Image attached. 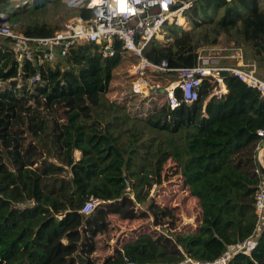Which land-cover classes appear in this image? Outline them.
<instances>
[{"label":"trees","instance_id":"trees-1","mask_svg":"<svg viewBox=\"0 0 264 264\" xmlns=\"http://www.w3.org/2000/svg\"><path fill=\"white\" fill-rule=\"evenodd\" d=\"M187 1L191 30L164 26L173 41L152 40L142 53L148 62L191 67L199 49L233 42L245 64L264 69V0ZM17 7V0H0L3 24L17 22ZM61 28L36 22L19 33L50 37ZM113 49L104 57L99 46L83 44L54 64H37L19 61L0 38V264L213 261L251 238V251L227 264H264L254 207L264 97L228 74L221 96H211L216 82L203 78L196 101L171 109L161 90L175 74L147 72L148 95L131 87L125 96L132 106L141 102L131 114L107 94L119 70L139 58L119 40ZM129 77L132 86L137 78ZM164 175L179 180L180 204L194 224L183 225L179 208L150 197ZM89 201L97 204L84 214Z\"/></svg>","mask_w":264,"mask_h":264},{"label":"built area","instance_id":"built-area-1","mask_svg":"<svg viewBox=\"0 0 264 264\" xmlns=\"http://www.w3.org/2000/svg\"><path fill=\"white\" fill-rule=\"evenodd\" d=\"M192 3L193 1L178 0H84L81 8L90 11L89 17L76 15L50 37L26 36L6 24H1L0 38L9 40L19 61L26 59L37 64H54L66 57L71 47L83 44L97 45L104 57H111L114 54V41L119 40L123 50L139 58L129 70L131 76L137 77L132 84L133 93L147 96L153 88L145 77L147 72L175 74V81L164 93L171 109L196 101L203 78H213L216 87L211 96H221L226 90L223 78L220 77L221 71L233 75L264 97V76L257 71L254 63H244L241 49H231L229 59L235 61L234 66H221L218 59L197 55L194 66L171 69L165 61L157 65L143 57V50L152 40L169 44V38L163 31L164 26L173 25L185 29V14ZM0 18H5V15L0 13ZM154 88L158 89V86ZM176 90L181 95L180 99L175 95ZM257 135L261 139L254 150V160L257 164L255 173L259 178L254 204L257 214L256 233L263 230H260V227L264 223V131H258ZM96 204L95 201L87 202L82 212L89 214ZM253 246L254 241L251 238L228 249L213 261L194 260L185 256L178 264H227L234 254H248Z\"/></svg>","mask_w":264,"mask_h":264},{"label":"rangeland","instance_id":"rangeland-1","mask_svg":"<svg viewBox=\"0 0 264 264\" xmlns=\"http://www.w3.org/2000/svg\"><path fill=\"white\" fill-rule=\"evenodd\" d=\"M76 2L78 0H75ZM178 1H187V0H178ZM18 2V11L20 14L17 16L16 23H7L11 29H15V31L20 32V27H25L26 25L33 23H46V25L50 28L52 27H62L67 21L72 19L77 15L78 8H72L68 6L66 0H17ZM28 5V6H27ZM187 20V19H186ZM186 31H190L191 28L187 25L185 27ZM165 36L169 38V44L172 43L173 39L170 38L166 32ZM168 44V45H169ZM233 42L229 44H224L220 46H216L213 48H203L199 49L197 55L202 57H207L210 59H218V61L222 63H228L227 60L229 58V54L231 49L234 50L235 46ZM166 45V42L164 43ZM133 59L128 62L127 65H124L118 72L116 76L117 82L114 86H112L107 94L109 101H116L119 104H123L127 107L128 110H131V114H134L133 111L137 109L139 110L140 101L137 102V105L132 106V100L129 101L125 96L127 92L130 91L131 86V73L129 72L132 65H135L137 62H134ZM124 64V63H122ZM227 65V64H224ZM259 73L264 76V69H259ZM137 78V77H136ZM149 78V77H148ZM134 82V81H133ZM133 84V83H132ZM129 93V92H128ZM146 97V96H144ZM140 100V98H139ZM148 108L150 107L149 101L146 102ZM136 111V113H137ZM138 127L146 133L151 135H157L155 132L147 130L144 126L138 125ZM161 139L162 135H159ZM75 157H79V153H75ZM162 183L158 185H154L152 190L149 192L151 198H156V201L169 205L171 207H177L181 210V223L183 225L192 224L193 220H190L186 216V211L182 205L180 204L183 195L185 194L183 190H181L180 182L176 176H162ZM147 192V188L144 189V193ZM143 208H146L145 205H141ZM194 219V217H193ZM194 224V223H193ZM123 231L125 230L123 227H120ZM259 232L256 233L258 236Z\"/></svg>","mask_w":264,"mask_h":264},{"label":"water","instance_id":"water-1","mask_svg":"<svg viewBox=\"0 0 264 264\" xmlns=\"http://www.w3.org/2000/svg\"><path fill=\"white\" fill-rule=\"evenodd\" d=\"M68 6L72 7V8H81L83 6L84 0H81L79 2H75L74 0H67ZM5 22L4 18H0V25L3 24ZM228 75V73L226 71H221L220 72V77L224 78ZM161 93L164 94L165 90H161Z\"/></svg>","mask_w":264,"mask_h":264},{"label":"crops","instance_id":"crops-1","mask_svg":"<svg viewBox=\"0 0 264 264\" xmlns=\"http://www.w3.org/2000/svg\"><path fill=\"white\" fill-rule=\"evenodd\" d=\"M225 60L228 61V63H225V64H227L226 66H234L235 61L230 60L229 58H228V59H225ZM225 92H226V90H225ZM225 92H224V93H225ZM263 228H264V223L261 225L260 230H262Z\"/></svg>","mask_w":264,"mask_h":264},{"label":"clouds","instance_id":"clouds-1","mask_svg":"<svg viewBox=\"0 0 264 264\" xmlns=\"http://www.w3.org/2000/svg\"><path fill=\"white\" fill-rule=\"evenodd\" d=\"M255 235H256V233H255ZM257 237V236H256ZM252 240L254 241V243H255V239L254 238H252Z\"/></svg>","mask_w":264,"mask_h":264},{"label":"bare ground","instance_id":"bare-ground-1","mask_svg":"<svg viewBox=\"0 0 264 264\" xmlns=\"http://www.w3.org/2000/svg\"><path fill=\"white\" fill-rule=\"evenodd\" d=\"M75 1V0H74ZM79 1H81V0H78L77 2H79Z\"/></svg>","mask_w":264,"mask_h":264}]
</instances>
